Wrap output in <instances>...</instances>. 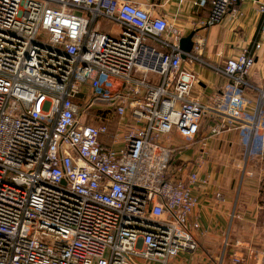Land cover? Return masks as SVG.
<instances>
[{
	"label": "built area",
	"instance_id": "obj_1",
	"mask_svg": "<svg viewBox=\"0 0 264 264\" xmlns=\"http://www.w3.org/2000/svg\"><path fill=\"white\" fill-rule=\"evenodd\" d=\"M239 1L210 0L184 53L179 28L130 0H0V264H174L194 253L191 187L205 181L177 154L204 131L235 128L249 151L264 126V89L250 80L260 42L216 67L197 32ZM258 11L260 38L264 2ZM184 62L227 80L211 104L191 97L198 82ZM228 249L217 264L264 262V250Z\"/></svg>",
	"mask_w": 264,
	"mask_h": 264
},
{
	"label": "crops",
	"instance_id": "obj_2",
	"mask_svg": "<svg viewBox=\"0 0 264 264\" xmlns=\"http://www.w3.org/2000/svg\"><path fill=\"white\" fill-rule=\"evenodd\" d=\"M130 1L156 17L165 16L172 26L182 31L183 37L200 28L199 23L207 18L210 7V0ZM263 2L241 0L219 25L197 31L204 40V60L216 67H221L226 59L238 56L258 40L260 48L254 51L255 64L250 80L261 89H264V34L259 38L262 16L258 9ZM183 67L192 71L198 82L191 97L204 105L211 104L215 92L227 83L216 71L200 64L184 62ZM246 96L250 100L247 111L251 113L256 93L246 92ZM209 123L205 118L203 128ZM261 125L260 121L249 151L243 148L242 134L235 128L216 138H203L207 135L204 131L195 144H187L189 147L177 154L178 160L190 165L188 171L196 173L205 183L197 182L191 187L196 206L189 221L198 225L191 234L198 241L199 249L186 254L187 259L181 260L178 256L174 264H215L222 252L219 247L224 242L231 251L244 255L251 250H264V239L260 238V233L264 232V201L258 199L260 183L263 181L264 184V152L261 147L264 126ZM114 128L115 124L111 126L112 132ZM102 138L110 144L108 137ZM173 141L174 144H184L181 139L173 138ZM241 229L244 232L248 229L250 233L244 234ZM232 234L236 236L235 240L231 239ZM244 236L250 240H244ZM248 242L252 243V248Z\"/></svg>",
	"mask_w": 264,
	"mask_h": 264
},
{
	"label": "rangeland",
	"instance_id": "obj_3",
	"mask_svg": "<svg viewBox=\"0 0 264 264\" xmlns=\"http://www.w3.org/2000/svg\"><path fill=\"white\" fill-rule=\"evenodd\" d=\"M96 29L98 30V31H103V30H105L106 29V26L105 25H103V21H99L97 24H96ZM205 119V118H204ZM203 119V120H204ZM93 123H95L94 122V120H91V124H93ZM243 143V148L245 149V151L247 150V147H246V145H245V143L244 142H242ZM186 145V144H185ZM263 183V181L260 183V188H259V197H258V199L260 200V201H264V184H262ZM252 190H250V192H251ZM250 196H252V193L250 194ZM263 203V202H262ZM236 231H238V228L236 229ZM241 231H243L244 232V230L243 229H241ZM250 233V231L247 229L245 232H244V234H249ZM261 236H260V238H262V239H264V232L262 231L261 233ZM195 237V236H194ZM231 237V239L232 240H235V238H236V236L235 235H231L230 236ZM225 239V238H224ZM195 240H196V238H195ZM244 240H246V241H249L250 239H248L247 238V236H244ZM196 244H195V251L194 252H196L198 249H199V244H198V241L196 240V242H195ZM223 244V243H222ZM220 245V247H219V250H221L222 248H223V245ZM248 245H249V247H251L252 248V243H247ZM255 247H257V246H255ZM248 248V247H247ZM222 251V250H221ZM228 251H231V249H228ZM243 252H245L244 250H243ZM219 253V252H218ZM218 253L216 254V256L218 255ZM181 254H183V255H181ZM219 256V255H218ZM179 257H180V259L181 260H184V259H187V255L185 254V253H180L179 254ZM220 257V256H219ZM218 257V258H219ZM215 264H217V261L215 262Z\"/></svg>",
	"mask_w": 264,
	"mask_h": 264
},
{
	"label": "water",
	"instance_id": "obj_4",
	"mask_svg": "<svg viewBox=\"0 0 264 264\" xmlns=\"http://www.w3.org/2000/svg\"><path fill=\"white\" fill-rule=\"evenodd\" d=\"M192 37H193V32H191L188 36L183 37L180 40L179 47L184 53L190 52L191 47H192Z\"/></svg>",
	"mask_w": 264,
	"mask_h": 264
}]
</instances>
